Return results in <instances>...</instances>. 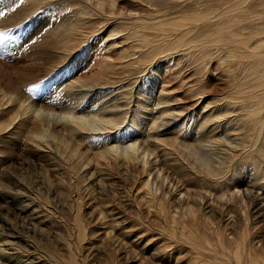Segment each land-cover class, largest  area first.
Segmentation results:
<instances>
[{
    "label": "rangeland",
    "instance_id": "obj_1",
    "mask_svg": "<svg viewBox=\"0 0 264 264\" xmlns=\"http://www.w3.org/2000/svg\"><path fill=\"white\" fill-rule=\"evenodd\" d=\"M85 1L88 0H54L52 2L49 0L47 2L46 0H0V83L8 85L10 81L15 82V79L20 82L21 77L18 78L21 76L20 72L30 67V70L34 71V73H32V76L27 77L26 80L32 78L35 80V83L31 82L29 83L30 85H27L28 87H23L22 91L24 94H20L21 96H26L28 100L37 105L53 106L52 109L55 107L56 110H54L58 113H66L65 109H70L73 113L71 107H60L61 104L65 105L66 100H70L71 98L80 103L78 106L82 111L78 107L73 113L77 117L82 115L88 120H102L103 118L105 121L106 119L110 121L111 119L112 121L116 119L113 122L111 121V123L117 121L121 128L111 129L112 133L109 132L110 129H107L109 133L107 130L100 131L97 135L102 134L103 137L104 135L113 134L111 138L102 139L105 142L103 146L105 147L107 144L111 147L120 146L121 148L133 144V140L131 141L130 139L133 135H137V129L140 127L145 126L148 130L154 127L152 119L148 117L145 119L143 115L138 114L141 112L139 110H141L145 102H153L154 98V105L157 100L156 98L164 99L163 97L167 98L169 95L168 97L171 100L180 103H178V107L182 109L186 108L189 113L198 115L203 112L207 113L208 109L213 108V104L218 100L215 99L216 97L220 99V95L228 94L230 91V79L228 80L226 71H223L220 62L216 60L210 62L207 66L208 68L206 67V69L199 71L195 68L197 67L196 65L195 67L193 65L190 66L184 57L183 60L181 58L182 55H179L181 53H176L175 56L169 58L171 60L167 61L159 60L155 63L158 60L155 59V62L152 61L143 65L139 62V65H131L130 63H133L134 60L138 62V59L142 56V49L133 48L135 43L131 39L132 28H128L126 25L133 21L132 17H135V14L131 12L132 15L130 11L136 9L140 15H145L144 18L149 21L150 15L147 14L148 12L142 10L144 7L135 0H119L115 8H108L111 9V12L114 9L113 11H116V15H112L113 13H110L109 10H107L108 13L101 15V11L95 9L97 0H94L92 8L87 13H90V11H98L100 13H97L99 14L97 17L85 18L83 17L82 9L77 6L78 4L84 6L86 4ZM61 6L71 11L70 14L72 16L70 15V18L76 16V19L70 20L69 18V20L65 21L72 24V28L76 29L74 32L77 35L74 38L72 37L70 44L73 45V53L69 58L60 63L59 66L57 63H51L54 60L53 56L41 55L40 57H35L34 53L37 49L46 51V49L51 47H45V43L40 41L47 42V39L50 40V36L57 34V29L62 25L63 19L67 16V11L60 10ZM116 9H118V13ZM77 10L79 11L77 12ZM152 10L151 8L150 11ZM73 20H79L80 23ZM123 29L125 34L123 33ZM129 41H131L132 45ZM55 49L53 48L52 51L54 52ZM50 51L47 52L49 53ZM136 51L138 52L136 53ZM62 52L66 53L65 50H62ZM121 52H124V54L119 57ZM124 55H130V57L123 58ZM104 60H108L106 64L111 61L109 63L116 66H114L115 76H111L112 79L108 77L111 74L109 73V69L104 68L105 72L104 69L102 70L104 65H106L103 64ZM127 60L129 61L126 63ZM42 62L45 64H42ZM121 63L122 66L123 63L126 65L124 64L122 67ZM39 67L40 69H38ZM96 69H100L98 72H102L101 77L103 79L109 80H104L106 82L99 81L100 87L94 88L95 90H92L91 95L87 94L88 96L86 95L85 98H83V95L77 96L81 93H79L80 88L78 85L79 89L75 88L70 93L59 90L60 87L66 86V84L70 87L74 83L77 84L91 77L97 73ZM132 71L136 73H132ZM104 74L105 77L107 76L106 78ZM124 77L125 79H123ZM116 78L118 79L116 80ZM124 80L125 82H123ZM137 80L138 87L134 88V91L132 89L133 86H130L136 85ZM129 87L133 90L134 96L131 94ZM98 90H105V92H110L111 94H115L116 92L113 91H117L116 94L120 92L119 95L122 96L118 95L115 99L107 96L109 100L105 98L97 100L96 96L99 97V94H101L97 92ZM124 93L125 95L129 93V95L123 96ZM75 94L78 99L80 98L79 100L76 99ZM161 94L162 96H160ZM197 94L199 96L204 94V96H195ZM16 96L17 94H9V97H12L13 100ZM126 97H129L132 102H130V99L126 101L128 100L125 99ZM133 97L136 98L134 101ZM8 98L3 103H6ZM127 102L130 104H126ZM135 103L136 106L138 105L137 109L136 106L133 108ZM126 105L128 106L126 107ZM115 107L119 109L117 110ZM1 108L3 109H0V114L2 113L1 110L8 112L7 110L9 109V116L12 114L11 112L20 111L18 102L12 105L4 104ZM206 108L208 109L204 110ZM61 109H64V112L63 110L60 111ZM155 110L158 111L159 109ZM124 111H127L125 113L128 114H125ZM123 113L124 116H122ZM204 113L203 115H205ZM125 115L128 117H125ZM96 117L100 118L97 119ZM4 118L10 119L8 116L0 115V123L6 122ZM23 119L24 117L15 121L18 123ZM184 121L187 122L188 119L184 118L180 123ZM34 124L35 122H31L29 126L33 128ZM11 130L15 133L9 135L10 140L6 137L7 133H0V156L3 159V162L0 161V182L3 185L1 184L0 186L7 190L10 188L13 192H25V195H28L29 198L31 197L30 199L36 202L30 204L33 205L30 211L23 212L18 208L20 207V202L19 204L13 202L6 204L3 200H0V217L6 219V223L11 228L1 238L8 236L12 242L16 241L15 243L19 246L17 245L15 248L18 247L17 249H19L20 254H26L27 247L24 243L22 244L18 241L17 237L32 241L39 250V254L43 256L42 259L50 261L53 264H70L69 260L72 256L77 264H232L234 262V253L230 252L228 245L225 256L218 255L221 250L216 245V241L212 235L213 232L220 228L225 239L230 242L232 241L233 233H236V235H240L242 232L247 233V244L251 245V250L264 256V172L260 176L256 175L253 173V165L250 166L249 164L245 166L242 164L244 167L241 170V161H238L235 167L233 165L229 169V175H232L230 179L223 180L226 184L224 183L222 186H226H217L211 192L208 191L210 190L208 187L201 188L202 186H197V188L191 182L187 185L184 183V195L187 192L186 194L190 196L188 199L179 193L176 194L178 198L181 197L183 200H186L180 207L176 208V213L178 215L179 213L180 215H187V217L195 215L200 220V225H202L198 228L200 232L199 237L196 234L191 235L189 233H185L186 235L182 236L180 225L171 226L165 224L164 219H162L163 217L156 213L155 209H152V204L148 203L152 196L150 197L149 195L147 197L145 194L147 191L142 188V186L144 187V181L149 180L148 175L143 171L142 165L132 164L127 161L128 159L119 158L113 160V158L108 156H106L107 159L97 156L96 146H91V142L87 140L85 142H78L77 138H72L71 140L68 136L52 137L51 141L53 145L51 148H42L40 150L36 144L35 146L38 149L30 141L31 129H29L30 131L26 130V133L25 130H21L20 134L17 128L14 129L13 125H10L9 131ZM58 131L64 132L62 127H58ZM93 137H91L92 140L94 139ZM91 138L89 137L88 140H91ZM169 138L170 141L175 139L172 136ZM8 145L11 148L9 151L6 150L8 149ZM4 149L7 153H5ZM139 151L141 152L140 149ZM2 153L4 155H1ZM83 164L87 165V168L92 172L105 171L107 177L112 179L115 185L111 187L107 185L110 182H103L101 184L102 188L100 187L101 189L88 188L90 184H88V181H85L86 179L83 176L90 170L83 173L84 170H81L83 169ZM54 168L63 170L66 185H63V180L59 181L60 177L54 172ZM234 170L237 176L236 174L234 176ZM11 175L16 176V178ZM6 177L9 179H6ZM175 179L176 182H182L178 176ZM227 182H230L228 183L229 186H227ZM179 184L181 185V183ZM105 186L106 188H104ZM167 186L169 187V185ZM171 189L173 192L176 190L172 187ZM246 190L252 191L254 196H258L261 200H257L254 197L246 199L243 196V191ZM233 191L236 193V196L232 195ZM226 192L230 193L227 194ZM224 193L226 194L224 195ZM193 199L196 200L193 201ZM22 202L24 203H22L23 205L28 204L29 200L27 196ZM209 202H211V207L215 212L214 215H207V213L203 212L202 208L204 204ZM172 208L173 210H170ZM34 210L38 215L41 213L40 216L44 218H42L44 222H41L42 220H30L29 212H34ZM168 211H174V207H170L167 210V214ZM77 220L82 224V233L79 231V224H76ZM226 224H229L228 227H226ZM174 228H176L178 236L174 238L169 237L175 233ZM207 236H209L208 238L213 245L212 253L205 252L208 250H204V252L199 251L200 253L195 251L191 243H195V241L201 242ZM232 246L235 245L233 244ZM163 250L170 254L167 256L163 255ZM160 252L162 253L160 254ZM155 253L159 257L155 256ZM169 255L170 257H168ZM242 256L245 260L247 256L246 250L242 252ZM24 261H27L28 264L31 261L38 262L33 257L29 261L26 259Z\"/></svg>",
    "mask_w": 264,
    "mask_h": 264
},
{
    "label": "bare ground",
    "instance_id": "obj_2",
    "mask_svg": "<svg viewBox=\"0 0 264 264\" xmlns=\"http://www.w3.org/2000/svg\"><path fill=\"white\" fill-rule=\"evenodd\" d=\"M49 1L52 2L54 0H49ZM118 1L119 0H97L95 3L96 6L95 9L100 10L101 13L98 11L95 12L90 11V13H87L89 12L90 8H92V3H94V0L85 1L86 4L84 6L81 4H78L77 6H79L82 9L83 11L82 14L83 17L85 18L97 17L99 15L97 13L104 15L103 13H108L107 10H109L110 13H113L112 15H116V11H113L114 9H112L111 12V9L108 8H115ZM135 1L139 2L142 5V7H144V9L142 10L148 12L147 14L150 15L149 16L150 20L148 21V19L144 18L145 15H140L136 11V9L131 11L127 10L130 11V13L132 12L135 14L134 15L135 17L131 18L133 21L126 24L128 28H132L131 39L135 43L133 48L142 49V53H141L142 56L140 55L141 57L138 59V62L134 60L133 63L130 64L139 65V62H141V65H143L146 63H150L152 61L155 62V59H158L156 60L155 63H157V61L159 60L167 61V60H171L169 58L171 56L172 57L175 56L176 53H181L179 54L182 55L181 58L183 59L184 57L185 61H188L190 66L193 65L195 67L196 65L197 67L195 68H197V70L199 71L206 69V67L210 62L216 60L220 62L223 71H226V77L228 78V80L230 79L229 80L230 89L228 88L230 91L228 90L229 91L228 94L220 95L221 96L220 99L219 97L218 98L214 97L215 99L218 100H216L215 103L213 104L212 106L213 108L204 109V110L208 109L207 113L203 112L205 115H203V113H200L198 115H194L195 113L191 114V112L189 113L188 109L186 108L182 109L181 107H178L180 103L175 100H171L168 97L169 95L167 96L166 94L164 95H166L167 98L163 97L165 100L156 98L157 100L156 103H154V105L153 102L155 100L153 98V102L152 101L145 102L141 110H139L141 112L140 113L137 112L139 115L140 114L143 115L145 119L147 117L152 119L151 120L153 123L152 125H154V127H151L152 129L150 128L152 131L145 128V126H142L140 128L138 127L139 129H137L138 130L137 135H133L132 138L130 139L131 141L133 140L132 145L130 144L129 146L121 148L120 146L111 147L106 144V146L104 147L103 145L105 144V142L102 139L111 138L113 134L104 135L102 137V134L97 135V133L98 132L100 133V131H105L107 129H110L109 132L112 133L113 131L111 129L120 127L118 125V122L116 121L117 123L116 122L111 123L112 121L111 118H110L111 121L107 119L105 121L103 120L102 117H101L102 120H95V119L88 120L85 119V117L82 115L81 116L78 115L79 117H77V115H73L74 111L78 109L79 107L78 105L80 104L75 99L72 100L70 98V100H66L65 105L63 104L60 105V107L63 106L64 108L71 107L73 109V113L70 111V109H68L69 111L65 109L66 113H58L55 111L56 110L55 107H54L55 110L52 109L53 106H47L44 104H42L43 106L37 105L36 103H33L30 100H28L26 96L25 97L21 96L20 94H24V92L22 91L23 87H28L27 85L31 82L35 83L34 82L35 80H33L32 78L26 80L27 77L32 76V73H34V71L30 70V67H27L23 69L22 72H20L21 76L18 77V78L21 77L20 82L15 79V82L10 81L8 85L0 83V109H3L1 107L4 104L12 105L13 103L15 104V102H18L19 110H20L15 113L11 112L12 114L10 116L8 114L9 109L7 110L8 112L1 110L2 113L0 115L8 116V118L10 119L8 120L7 118L6 119L4 118L5 119L4 121L6 122L0 123V133L3 132L7 133L6 137L7 139L10 140L11 138L9 137V135H13L15 133L12 130H11L12 132L9 131L10 125H13L14 129L17 128L20 134H21V130H25L26 133L27 132L26 130L30 131L29 129H31L30 141L31 143H34L33 144L34 146L36 144V146H38L40 150L42 148L50 149L51 146L53 145L51 138L52 137L56 138V136L59 137L68 136L69 138H71V140L72 138L75 139L77 138L76 140L78 142H85L87 140L88 142H91V146L94 147L96 146L97 156L105 157V159H107L106 156H108L110 158H113V160L119 158L126 160L128 159L127 161H129L132 164L142 165L144 169L143 170L144 173L148 175L147 177H149L148 181L147 180L144 181V183L146 181L147 182L145 184L143 183L144 187L142 186V188L143 190L145 189L147 191V192L144 191L147 197L149 195L150 197L152 196L151 200L148 199L150 200L148 203L152 204L151 205L152 209H155L156 213H158L160 216L163 217L161 218L164 219L163 221L165 222V224L171 226L180 225L182 228L180 231V233L183 234L182 236H184L185 233H189L191 235L196 234V236L199 237L200 232L198 228L199 226L202 225V224L200 225V220L195 215H191V217H187V215L186 216L180 215V213L178 215V213H176V208L180 207L184 203V201H186L185 199L183 200V198L181 197L178 198L176 194L179 193L180 195L184 196V198L187 197L188 199L190 196L186 194L187 192L184 195V190H185V188H183L184 183L187 185L189 182H191L192 184H195L196 187L197 186L198 187L202 186L201 188L208 187L210 189L208 191L211 192L215 187L217 186L221 187L222 184L225 183L223 182V180L225 181V179L228 178L230 179L232 175H229L230 172L229 169L232 168L233 165L235 167L238 161H241L240 163L241 170L244 167L242 166V164H244L245 166L250 164V166L251 165L254 166L253 173H255L256 175L260 176L264 172V166L262 164V162L264 161V0H135ZM151 8L153 9L152 11H150ZM60 10L67 11V16L63 19L64 21L62 25L57 29V34L55 36H50V40L47 39V42L40 41L45 43V47L48 48L49 46H51L52 49L56 48L55 51L58 52L55 51L53 52L51 47H49L48 49L51 50L49 53L47 52L49 51L48 49H46V51L37 49L34 53L35 57L36 56L40 57L41 55L51 56V57L53 56L52 58H54V60L51 63H55V64L57 63L59 64V66L60 63H62L65 59L69 58L70 55L73 53L72 51L73 45L70 44L72 42V37L74 38L77 35L74 32L76 29L72 28V24H69L68 22L65 21V20H69L71 11H68V9L62 6ZM116 10L118 13V9ZM78 11L79 10H77V12ZM75 17L70 18V20L74 19ZM73 21L79 22V20H73ZM73 25L75 24L73 23ZM74 27L76 28V26ZM123 33H124V29H123ZM123 33L121 34L123 35ZM129 42L131 44V41ZM42 47L44 46L42 45ZM62 50H65L66 53L65 52L63 53ZM137 52L138 51H136V53ZM120 54L119 57L122 56L124 52H121ZM60 55L62 56L60 57ZM127 57H130V55L123 56V58H127ZM107 61L108 60H104L103 64H106ZM128 61L129 60H127L126 63ZM109 62L106 65H104L102 70L104 68L105 69L107 68V70L109 69V73L111 74L108 77L109 79L110 78L112 79L111 76L114 75V71H115L114 68L116 66L112 65ZM42 64L45 63L42 62ZM124 64L125 63H123V66ZM147 68L149 69V67ZM38 69H40V67ZM96 70L97 73L93 74L91 77H88L77 84L74 83V85L72 84V86L70 87L66 84V86L60 87L59 90H63V92L65 93L66 92L70 93L71 90L78 88L77 87L78 85L80 88V89L78 88L80 90L79 93L80 92L81 93L78 94L77 96L83 95V98H85L87 94L91 95V93L93 92L92 90H95L94 88L98 86L100 87V82L106 80L101 77L102 72L100 73L98 72V70L100 69H96ZM133 72L135 71H132V73ZM116 73L118 72L116 71ZM125 77L123 79H125ZM117 79L118 78H116V80ZM123 82H125V80ZM31 85L33 86V84ZM119 85L121 86V84ZM130 87H132L133 90L134 88H137L138 80L136 81V85L133 84ZM130 87L129 89H131ZM132 89H131V94L134 96V93H132L133 92ZM122 90H121V94H122ZM97 92L101 93L99 94V97L96 96L97 100H101L102 98L107 99V96H109L110 98L113 97L115 99L116 96L118 97L120 93L118 92V94H116L117 91H113L116 93L111 94L110 92H105V90H98ZM129 93L128 94L126 93V95H129ZM9 94H15V95L17 94V96L13 100L12 97H9ZM131 94H130V98L132 97ZM126 95L124 93L123 96ZM201 95L204 96V94ZM201 95L199 96L197 94L195 96L201 97ZM119 96L121 97L122 95ZM160 96H162V94ZM7 98L8 101H6V103H3ZM130 98L126 97L125 99H128L126 101H129ZM76 99H78V97ZM132 99L134 101V99L136 98L133 97ZM107 100H109V98ZM130 102H132L131 99ZM128 103L129 102H127L126 104ZM136 103L134 104V106L132 105L133 108L136 106ZM113 104L115 105V103ZM127 106L128 105H126V107ZM161 106L164 107L161 108ZM92 107L94 106L92 105ZM137 107L138 105L136 106V109ZM116 109L118 110L119 108L117 107ZM155 109H159V110L156 111ZM62 110L64 112V109H61L60 111ZM79 110H81L80 107ZM125 112L127 111H124V113ZM124 113L122 116H124ZM23 117H24L23 120L16 123L17 122L15 121L16 119L18 120L19 118H23ZM125 117L128 116L125 115ZM96 118L98 119L100 117H96ZM184 118H187L188 121L187 122L184 121L180 123ZM31 122H35L34 124L35 126L33 125L34 126L33 128L29 126ZM58 127H62L64 132L58 131ZM171 136L175 137V139H173L172 141H170L169 138ZM89 137L90 138L93 137L94 139L92 140L91 138V140H88ZM139 149L141 150V152L139 151ZM6 150L7 151L11 150V148H9V145H8V149ZM6 150L4 149L5 153H7ZM3 153L1 155H4ZM2 160L3 159L0 156V161L3 162ZM82 167L83 169L81 170H84L83 173L90 170L89 168H87V165L83 164ZM54 172L57 174V176L60 177L59 181L63 180L62 181L63 185H66L65 183L66 179L64 177L65 173H63V170L60 168H54ZM234 172H233L234 176L235 174L237 176V173ZM11 176L16 178V176L14 175ZM176 176L181 178L182 182H176L175 179ZM238 176L240 175L238 174ZM8 177H6V179H9ZM83 178L86 179L85 181L89 182L88 184H90V186L88 188L90 189H94V188L101 189L102 188L101 184L103 182H107V183L110 182V184L107 185L111 187L115 185V183L112 182L113 180L108 178L106 172L102 170H100L99 172L98 171L92 172L90 170L89 172H87V174L83 176ZM167 182L169 183L167 184ZM179 183H181V185ZM228 183L230 182H227V186H229ZM1 184L2 183L0 182V185ZM167 185H169L170 188ZM171 187L176 189L174 190L175 192H173ZM104 188H106V186ZM154 188L156 191L154 190ZM226 193H224V195ZM243 194H244L243 196L246 199H252V197H254L255 199L257 198V200L259 199L258 196H254V193L250 190L243 191ZM232 195L236 196V193L233 191ZM26 196L29 202L27 205H23L26 202L24 201L23 203L22 200H24ZM30 198L28 197V195H25V192L24 193L23 192L21 193L19 191L13 192L10 190V188L9 190H7V189H3L0 186V200H3L4 203L6 204L8 202L19 204L20 202L21 203L20 207L18 206L17 207L20 208L21 211L23 212L31 210L30 208H32L33 205L30 204L32 203L34 204L35 201ZM195 200L193 199V201ZM210 203L211 202L205 203L202 209L204 213H207V215L208 214L214 215L215 212L212 209ZM227 203L229 204V202ZM170 207H174V211L171 212L168 211L167 214V210H169ZM170 210H173V208ZM29 213L31 218L30 220L32 221L42 220L41 222H44L43 221L44 218L40 216L41 213L38 215L35 213V210L34 212H29ZM259 217H261V215H259ZM76 224L77 225L79 224L78 225L79 231L80 233H82L81 222L77 220ZM228 225L229 224H226V227H228ZM10 229L11 228L9 224L6 223V219L0 217V231H1L0 239L2 242L0 244V264H28L27 261L24 260L26 259L29 261L32 257L34 260H37L38 262L31 261V263L29 262V264H53L50 261L42 259L43 256L39 254L40 253L38 252L39 250L32 241L21 238L19 239V237H17L18 241H20L22 244L24 243L27 247V249L25 248L26 254H20L19 249H17L18 247L15 248L18 245L17 243H15L16 241L12 242L11 238H9L8 236L1 238L2 236H5L8 230ZM174 229H175L174 230L175 233L169 237L174 238L178 236L176 234V228ZM233 234H234L233 238L231 236L232 238L231 242L225 239V236L223 232L220 230V228L219 230L213 232V235L210 234L213 236L214 240L216 241V245L220 247L221 251L218 255L225 256L226 253L225 251L227 250V245H228L230 252L234 253V262L232 264H264V256L253 252L251 250V245L247 244L248 242L247 233L242 232L240 235H236V233ZM208 237L209 236H207L201 242L195 241V243H191L195 251L204 252V250H208L205 252L212 253L213 245ZM3 239H7V240L4 241ZM233 244L235 246H232ZM245 250L247 256L246 259L244 260L242 256V252H245ZM161 253L162 252H160V254ZM155 254H156L155 256H158L157 253ZM162 254L167 256L170 253L164 251ZM168 257H170V255ZM69 261L70 264H77L73 256L70 257ZM222 264H226V263H222Z\"/></svg>",
    "mask_w": 264,
    "mask_h": 264
}]
</instances>
